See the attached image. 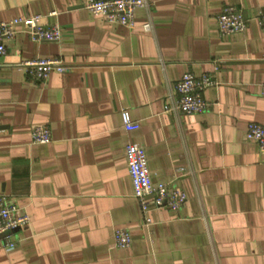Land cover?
<instances>
[{
  "label": "crops",
  "instance_id": "1",
  "mask_svg": "<svg viewBox=\"0 0 264 264\" xmlns=\"http://www.w3.org/2000/svg\"><path fill=\"white\" fill-rule=\"evenodd\" d=\"M83 1L0 0V22L41 15L62 30L40 43L18 32L0 57V192L29 216L0 264H264V156L244 135L264 125V30L253 20L264 0H146L134 29ZM225 6L243 11L244 32L218 33ZM44 59L66 70L38 82L18 67ZM184 73L214 80L204 113L165 112ZM122 109L137 123L130 133ZM36 124L49 144H32ZM128 142L144 148L153 184L184 190L180 210L141 214ZM117 228L130 247L114 246Z\"/></svg>",
  "mask_w": 264,
  "mask_h": 264
},
{
  "label": "built area",
  "instance_id": "2",
  "mask_svg": "<svg viewBox=\"0 0 264 264\" xmlns=\"http://www.w3.org/2000/svg\"><path fill=\"white\" fill-rule=\"evenodd\" d=\"M82 5L87 12L104 18L108 23L129 29L136 27L135 11L144 9L149 14L151 7L146 0H84ZM253 20L264 30V13H257ZM248 21L240 8L225 6L216 17L218 33L224 37L242 33L246 30ZM141 28L144 31L152 29L150 18ZM18 32L25 34L34 43L57 42L62 36L59 26L43 25L41 15L0 22V57L6 53L8 44ZM18 67L24 68L27 76L38 82L46 81L52 72L63 73L66 70L54 59L24 61ZM212 85L214 80L207 74L195 77L191 73H184L166 94L165 112L174 116L204 113L208 104L202 94ZM119 116L126 133L137 127L127 109H122ZM244 135L247 140L256 144L259 153L264 156V125L248 123ZM30 136L32 144L47 145L51 142L50 128L46 124L33 126ZM124 153L132 197L138 203L143 216L161 208L171 212H177L182 208L187 198L184 190L163 182L152 183L146 153L142 146L128 142L124 147ZM144 223L149 225L151 220L145 218ZM28 224L27 213L0 192V249H13L19 242L13 233ZM113 237L116 248L126 249L131 246L132 236L127 230L117 228L113 231Z\"/></svg>",
  "mask_w": 264,
  "mask_h": 264
}]
</instances>
